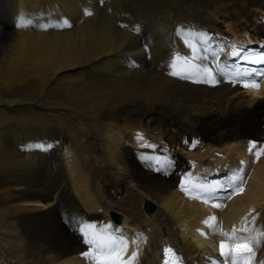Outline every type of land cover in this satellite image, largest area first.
Returning <instances> with one entry per match:
<instances>
[{
    "label": "bare ground",
    "instance_id": "6f19581e",
    "mask_svg": "<svg viewBox=\"0 0 264 264\" xmlns=\"http://www.w3.org/2000/svg\"><path fill=\"white\" fill-rule=\"evenodd\" d=\"M62 20L72 26L53 27ZM189 29L207 43L177 35ZM184 39L206 58L197 63L231 75L215 85L169 75L177 51L191 54ZM261 50L264 0H0L5 252L17 264H96L73 227L85 221L127 240L122 258L138 252L134 264H161L167 242L186 264H224L220 244L234 243V228L253 240L251 264H264V155H255L264 147V78L236 75L264 68L241 59ZM253 79L258 89L243 87ZM147 157L172 164L156 171ZM186 175L215 187L186 193ZM245 218H254L249 233L240 231Z\"/></svg>",
    "mask_w": 264,
    "mask_h": 264
},
{
    "label": "snow or ice",
    "instance_id": "6c2138e0",
    "mask_svg": "<svg viewBox=\"0 0 264 264\" xmlns=\"http://www.w3.org/2000/svg\"><path fill=\"white\" fill-rule=\"evenodd\" d=\"M103 2V0H101ZM86 15H92V12L86 11ZM27 22L24 18L18 17V25L20 27L25 26ZM72 25L68 22V20H62L59 24L53 25V27H71ZM139 31L137 27L135 29ZM177 35H184V36H198L201 42L207 43L208 34L204 32H196L191 29L189 30H181L177 33ZM183 43L187 46L188 49L191 50V54H184L181 55L179 51L176 52L173 58L170 59L169 67L171 71L169 75L178 77L185 80H193L194 77H199V79H195L194 82L197 83H207V84H218L220 81L217 79V75H231V73H226L225 68L221 67L219 63L216 65V71L213 70L212 67H209L206 64L197 63V60L206 59L205 57L199 55L200 50L198 49L197 45L189 39H184ZM217 54L213 53L215 57ZM239 51H233L232 56L236 57L239 56ZM242 60L249 61L251 63H259L264 64V55L257 57L255 60H250L249 57L243 56L241 57ZM237 77H250V76H260L264 78V68L255 69L251 72H238L236 73ZM229 82H240V81H233L230 80ZM243 87L245 88H259V83L256 80H252L251 82H247L246 80L243 82ZM137 139H143L141 135L137 136ZM193 146H195L193 144ZM42 147V146H41ZM53 145L49 144L48 148H52ZM149 147H155V145H149ZM253 148L256 147L255 144L252 145ZM251 150V149H250ZM257 159L260 156L264 155V147H261L255 153ZM148 160L154 162L157 167L156 171H162L163 169L159 167L162 163L169 167L171 166V160H164L161 161L158 157H147ZM235 180L240 181L241 183L236 185L233 189L235 192L240 193L243 191L242 183L244 181V177L240 176L239 174L234 176ZM181 190L185 191L186 193H190L192 190L199 189L202 192H211L212 187L215 186H208L202 187L198 184L191 183V177L186 175L184 180L181 182ZM207 199L204 200V203H208ZM215 207L219 208L222 207L221 204H215ZM211 220H215V217L210 218ZM254 218L252 221H249L245 218V225L240 229L242 233H249L248 224L253 223ZM206 224L209 222L206 220ZM210 227L213 225L209 224ZM74 230L81 234L82 242L85 245L89 246V250L83 253L84 256L95 260L96 264H134L138 252H134L130 260H125L122 258L123 254L127 252L128 248V241L123 239L116 238L112 233L107 232L105 229L96 230V226L87 223L85 221H76L73 224ZM236 229H233V237L234 243L229 245L221 242L220 244V255L224 258V264H251L252 257L254 256V249H253V240L250 236H241L235 237ZM258 243V239L256 240ZM164 264H180L181 258L176 256L173 249L165 248L164 249ZM170 255L174 257V259L170 260Z\"/></svg>",
    "mask_w": 264,
    "mask_h": 264
},
{
    "label": "rangeland",
    "instance_id": "374dc122",
    "mask_svg": "<svg viewBox=\"0 0 264 264\" xmlns=\"http://www.w3.org/2000/svg\"><path fill=\"white\" fill-rule=\"evenodd\" d=\"M2 9V8H1ZM264 50H261V52H263ZM260 52H258V53H256V54H254V55H252L251 57L253 58V59H256V56H257V54H259ZM236 57H238V58H235V57H231L230 59H229V61L230 62H232V63H237V61L239 60V57L240 56H236ZM233 180V178L231 179V181ZM8 220L6 219V218H1V220H0V228L1 227H3L2 229H0V264H2V260L4 259L3 258V255L5 254V253H7V255H8V260L9 261H11V264H17V259H16V257H15V254H14V252L11 250V249H9L8 250V252H5V250H4V247H3V245L1 244V241H3V240H5V239H3L2 240V238H5L6 237V234H5V232L7 231L6 229H4V226H7L8 225ZM4 231V232H3ZM4 233V234H3ZM2 249V250H1ZM3 251V252H2ZM5 252V253H4ZM9 253V254H8ZM2 254V255H1ZM6 255V254H5Z\"/></svg>",
    "mask_w": 264,
    "mask_h": 264
},
{
    "label": "water",
    "instance_id": "95a60500",
    "mask_svg": "<svg viewBox=\"0 0 264 264\" xmlns=\"http://www.w3.org/2000/svg\"><path fill=\"white\" fill-rule=\"evenodd\" d=\"M156 208V205L150 201V200H145L144 202V209L147 211V212H153ZM111 217L113 218V220L115 222H119L121 220V215L117 212H112L111 213Z\"/></svg>",
    "mask_w": 264,
    "mask_h": 264
}]
</instances>
